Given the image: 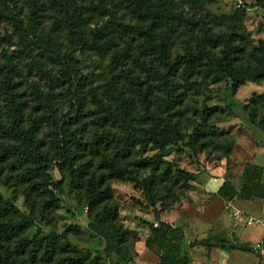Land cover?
Returning a JSON list of instances; mask_svg holds the SVG:
<instances>
[{
	"label": "trees",
	"instance_id": "obj_1",
	"mask_svg": "<svg viewBox=\"0 0 264 264\" xmlns=\"http://www.w3.org/2000/svg\"><path fill=\"white\" fill-rule=\"evenodd\" d=\"M48 1L64 16L75 47L63 50L58 43L39 34L42 0L28 1L27 21L13 10L6 15L20 39L34 42L32 45L40 48L47 61L33 55L27 64L28 73H36L46 84V87L38 81L30 84L34 111L27 113V102L19 90L23 70L11 53L0 50V183H9L4 181L8 175L2 177V163H7L20 181L37 192L45 206L57 208L60 198L56 193L63 192V181H54L51 173L53 166L57 167L63 177H69L75 187L82 189L83 200L89 207L88 226L104 243V259L117 254L121 258L118 264H128L134 260L140 233L120 220L113 180H131L153 206L163 200L155 189L158 182H168V194L173 193L175 185L188 186L196 173L164 160L159 154L144 163L152 166V173L145 177H140L127 161L139 146L152 143L164 152L169 146L184 143L187 138L184 115L192 110L189 91L200 88L199 79L211 78L213 82L229 79L232 93L247 82H264V41L249 50L239 24L216 29L207 20L189 18L174 0H123L134 23L118 18L117 24L126 31L132 27L134 35L123 39V47L117 49L119 45L107 29L108 24L90 34L85 31L83 9L75 1ZM186 1L194 5L203 0ZM0 3L16 5L17 0ZM257 3L264 7V0ZM126 31L119 30L116 36ZM175 38L182 41L178 50ZM81 48L101 54L113 50L112 75L106 83L109 99L91 89L90 110L96 127L89 136L81 127L87 115L82 103L87 77L81 76L75 64L76 51ZM59 94L71 104V111L65 112L60 107ZM193 108L198 112L197 107ZM250 109L251 122L264 132V95L254 96ZM209 117V111L200 113L201 121L187 146L194 154L199 148L206 151L212 146L219 152V159L228 160L235 142L218 130ZM44 128L48 129L47 139L41 135ZM263 170L262 166L250 164L241 189L227 179L217 194L226 201L264 199ZM157 171L158 177L154 174ZM160 213H156L157 227L156 222H148L146 247L159 256V264H189L191 259L183 249L184 231L162 221ZM30 222L0 192V264H99L103 258L67 241L57 231L30 234L27 231ZM130 236L135 239L131 241Z\"/></svg>",
	"mask_w": 264,
	"mask_h": 264
},
{
	"label": "rangeland",
	"instance_id": "obj_2",
	"mask_svg": "<svg viewBox=\"0 0 264 264\" xmlns=\"http://www.w3.org/2000/svg\"><path fill=\"white\" fill-rule=\"evenodd\" d=\"M28 1L17 0L16 5L0 3V50L5 49L11 53L19 68L23 70L24 75L20 77L19 90L23 93V101L27 102V113L34 111L30 84L33 81H38L42 86L46 87L45 81L40 80L36 73H28L27 64L33 55L39 56L44 61H47V59L36 44L32 45L34 42H23L20 39L6 15L13 10L27 21L29 12ZM71 1H75V4L82 7V23L88 34L108 24L109 27L107 29L112 31V34L116 37L115 44L119 45L117 49L123 47V39H131L134 35L132 27L126 31L125 28H120L117 24L118 18H121L126 23H134L131 13L126 9L123 0H102V2L100 0ZM174 1L189 18L195 17V21L207 20L216 29L221 27L228 28L236 23L239 24L245 32L246 45L249 50L264 41V7L259 5L257 0H203L202 3L194 5H190L186 0ZM40 5L42 9L39 34L45 39L58 43L63 50L69 49L72 44L67 27L68 23H66L64 16L53 9L48 0H42ZM119 30L126 32L116 36ZM181 46V38H175V49L178 50ZM72 47L75 46L72 45ZM112 53L113 50H109L106 54H101L90 48H81L75 54V64L79 67L81 76L87 77L85 86L82 89V103L87 108V115L83 117L84 124L81 125L83 133L87 136L96 127L90 110L93 107L92 87L98 91L101 97L109 99L108 95L110 92L106 83L112 75L110 66ZM251 60L252 57L250 58ZM49 65L51 66V64ZM54 69H57V65ZM199 82L201 83L199 89L189 91L188 103L191 105L192 110L184 115V123L187 126V138L184 143L169 146L164 152L156 144L152 143L142 147L139 146L136 148L132 158L127 161V163H130L132 167L138 170L140 177H145L152 173V166L144 163L150 161L149 158L159 154L164 160L182 169L196 173V178L190 181L188 186L184 183L175 185L172 188V194L167 193L169 185L167 181L158 182L155 189L159 195L163 196V200L154 206L151 205L142 189L132 183L131 180L117 179L112 182L113 195L120 206V220L132 231L140 229L139 233L144 232L145 229H149V220L153 224L159 222L156 218L157 212H172L176 208L180 210L185 204H187V211L192 212L194 208L195 211L200 212L201 207L197 202H194L191 192L199 184L211 179V177L204 175L208 172L207 167L213 164L218 165L221 161L218 156L219 152L214 151L212 146H208L206 151H202L199 148L198 153L195 154L187 146L191 133L195 131L201 121L200 113L202 111H209V121L215 122L218 130L226 133L225 135L232 138L235 142L232 154L227 160V169L224 175L226 180H230L237 188H241L245 184L247 181L246 170L249 169V165L252 162L254 163L248 153L250 146L256 147L257 151L254 156L260 163H264V158L261 156L262 154L264 155V132L254 125L250 119V101L256 95H264V82H247L236 93L231 92L229 79L213 82L211 78H202L199 79ZM57 91L60 90L57 89ZM127 94L129 95V93ZM59 95L57 99L60 107L65 112L71 111V104L67 103ZM74 105L76 107V104ZM194 106L197 107L198 112L193 108ZM259 108H261V104ZM259 117L260 114L258 115ZM196 119L197 122H194ZM47 133L48 129L44 128L41 135L47 139ZM2 168V177L8 175L4 181L9 183L4 184L5 182H1L0 192L6 200L12 201L29 218L31 225L27 231L30 234L39 231L43 233L57 231L67 241L77 245L79 248L91 251L92 255L102 256L104 243L88 226L90 221L89 207L83 200L82 189L75 187L70 182L69 177H63L55 166L51 169L54 181H63V192L57 191L56 193L60 198V203L55 208L54 206H45L37 192L27 183L20 181L18 174L12 171L7 163H2ZM159 173L157 171L154 174L158 177ZM256 173L257 171H254V174ZM262 179L264 180V170L262 171ZM216 194L209 192V200L213 199V195ZM231 219L235 222L233 218ZM134 239V236H130L131 241ZM131 249L133 250V248ZM9 250H12V244H10ZM99 264H109V259L105 260L103 257Z\"/></svg>",
	"mask_w": 264,
	"mask_h": 264
},
{
	"label": "crops",
	"instance_id": "obj_3",
	"mask_svg": "<svg viewBox=\"0 0 264 264\" xmlns=\"http://www.w3.org/2000/svg\"><path fill=\"white\" fill-rule=\"evenodd\" d=\"M256 151L255 146L249 147L248 153L254 161L252 163L264 167V163H260L254 156ZM261 156L264 158L263 154ZM226 169L227 159L221 160L218 165H209L208 172L204 175L211 179L199 184L191 192L194 202H197L201 207L199 210L201 213L195 211L194 208L192 212L187 211V204H185L180 210L176 208L172 212L161 214L162 221L184 231L183 249L191 259L189 264H260L258 255L252 250V245L264 241V199H236L232 201L246 216L255 217L260 221L259 224L251 226L233 222L224 210L227 201L220 195H213L214 198L209 200V192L217 193L226 181L224 178ZM149 234L150 229L140 232L134 260L128 264L160 263L159 256L146 247V239ZM203 240L207 242L202 243ZM221 241L223 244H220ZM108 259L109 264H118L121 260L117 254H111Z\"/></svg>",
	"mask_w": 264,
	"mask_h": 264
},
{
	"label": "built area",
	"instance_id": "obj_4",
	"mask_svg": "<svg viewBox=\"0 0 264 264\" xmlns=\"http://www.w3.org/2000/svg\"><path fill=\"white\" fill-rule=\"evenodd\" d=\"M224 209L237 223H243L244 225L251 226L260 222L255 217L246 216L239 208L234 205L232 201H227L225 203ZM158 225L159 223L156 222L155 226L157 227ZM252 250L258 255L260 264H264V241L253 244Z\"/></svg>",
	"mask_w": 264,
	"mask_h": 264
}]
</instances>
